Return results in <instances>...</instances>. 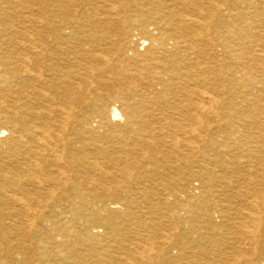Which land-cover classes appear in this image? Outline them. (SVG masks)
I'll return each instance as SVG.
<instances>
[{
  "label": "bare ground",
  "instance_id": "1",
  "mask_svg": "<svg viewBox=\"0 0 264 264\" xmlns=\"http://www.w3.org/2000/svg\"><path fill=\"white\" fill-rule=\"evenodd\" d=\"M38 3L29 31L0 30V264H86L79 247L99 264H264V191L214 184L246 170L210 154L264 146V0ZM217 191L218 224L200 214ZM139 198L190 213L181 244L131 230Z\"/></svg>",
  "mask_w": 264,
  "mask_h": 264
},
{
  "label": "rangeland",
  "instance_id": "2",
  "mask_svg": "<svg viewBox=\"0 0 264 264\" xmlns=\"http://www.w3.org/2000/svg\"><path fill=\"white\" fill-rule=\"evenodd\" d=\"M9 1L14 3V7L16 8L15 12L13 11V9L9 8V6L7 5L6 2H9ZM39 1L40 0H26V2H25V0H0V8L1 9H5V10L8 9V10L13 12L14 17H13V21L11 22L12 23L11 25H13V27H15L14 29L11 30L8 27V25H10V23H3L2 26L0 25V27H1L0 30H6L7 29V33H8L9 37H11V36L19 37L21 32H24L25 30L29 31L33 25L34 19L38 16L39 7L42 6L38 3ZM21 5H23V6L26 5L25 7H28V9H26V10L22 9ZM235 44L239 45V42L236 41ZM249 126H251V125H249ZM211 127L213 129L216 128V126H214V125ZM255 132H256V130H252V129L250 130V133L253 135L255 134ZM255 136L258 137L257 134H255ZM236 139H237V137H230L228 140H226L227 148H226V146L224 148L218 147V146H216V147L212 146L210 154L214 158H216V157L223 158L224 157L223 161L225 163L231 161L232 159L238 160L241 167L244 170H246V172H244L245 174H243L244 177H242V176L236 177L233 175L225 176L221 172L220 168L216 167L213 170V174H214L215 180H216V182H214V184H216L218 186H221L222 184H224L225 186H227V185L229 186L231 184L232 188H235L237 186L238 187L248 186V183H249V184H251L252 188H254V189L259 188V190L264 191V171H263L264 170V155H263L264 154V146L260 147L261 152L252 155L251 153H249L250 151H248V150L250 149L249 146L251 147L254 145L241 147L238 144L240 142H242L243 138L240 142L236 141ZM257 139H259V138H257ZM221 141H222V138H219L218 143L220 144ZM227 142H229V143H227ZM260 145H264V143H261ZM262 148H263V150H262ZM225 154H226V156H225ZM259 154L261 156H258ZM261 157H262V159H261ZM218 161H219L218 159L217 160L214 159L213 162H214V164H218L220 162V161L219 162ZM201 180L202 179H200V178H194V184H193L194 189L192 192L193 195H197V196L201 195V193L197 189L198 186H196L199 182H201ZM232 188L228 189L229 192ZM224 192H226V190ZM158 194H159V196H158ZM164 194L165 193L163 191H159V192H156L154 194H151L150 196L152 197V199L154 201L160 197L161 199H159V200H162V203H164V201H163V199L165 198ZM217 194H218V196H217ZM220 194L221 193H219L217 191L214 194H212L209 199H204L203 204L201 206V211H200V214L202 216L206 217V216L212 215L213 216L212 219H213V221L216 222V224L221 222V219L217 217V212H219L221 210L227 211V208L230 206L228 201H226ZM228 194L231 195L230 193H228ZM184 196L179 197V201L182 200V203H184L186 201L185 198H183ZM215 196H217V197H215ZM219 196H220V198H219ZM139 199L141 202L139 203V205L135 206V208L132 211H133L134 216H136L139 219V222H141V223L138 224L137 221L132 219L131 224H130V228H133V229H131V230L133 232H136V233H139V234L146 236V235H149V232H153V231L156 232V228L159 229L161 227L160 228L161 230H157L159 232L157 234V238H156L157 242L162 243V241L165 238H169L170 240H172L173 243L178 244V245L181 244L182 241L180 240V238L178 239L177 236L175 237V234L180 232L181 230H185V231L189 230L190 225H189L188 218H189L190 213H184V211H182V209L181 210L180 209H174V208L169 209L167 207H163L162 209L160 208L159 210H156V208H152V207H150V205L143 204L142 198H139ZM174 200H175V198H170L169 202H172ZM188 212H190V210ZM172 213H174L175 215H177V213H179V214L181 213L182 215L184 214V217H183L184 221H180L178 218H175V220H174L175 222H173V220L170 219V215ZM169 221L173 222V225H174L173 227H171V229H169V230H171V233L167 227L162 226L163 223L167 224ZM143 222H145L146 225H149L151 228L149 229V227H148L147 229L146 228L144 229L142 227ZM175 224H177V225L175 226ZM0 236H1V232H0ZM7 236H8L7 238L9 239L10 245L7 247L6 246L3 247L4 248L3 250H5V251L11 250L12 251L14 249L13 252H15V246L17 245V243L19 241L18 237H16V235L13 234V231L11 233H8ZM197 236L198 235H192V238L196 239ZM156 241L154 243H156ZM180 247L181 246H177V247L173 246L172 247V249L170 250V253L173 257H179L181 255ZM79 248L82 250L79 253H82V254L84 253L87 255V257L85 258L87 261L86 264H99L98 262H96V259L92 256L93 252H89V250L86 249L85 247H79ZM26 255L31 256V253L27 252ZM67 257L70 258L69 256H67ZM70 259L71 260L67 261L69 264L75 263V260L73 258H70ZM182 261H184V260H182ZM241 263L245 264V262H241Z\"/></svg>",
  "mask_w": 264,
  "mask_h": 264
}]
</instances>
